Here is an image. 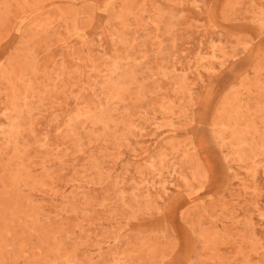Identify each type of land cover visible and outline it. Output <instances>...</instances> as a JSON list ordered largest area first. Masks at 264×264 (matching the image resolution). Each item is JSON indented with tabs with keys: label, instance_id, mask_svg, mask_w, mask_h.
Wrapping results in <instances>:
<instances>
[{
	"label": "rangeland",
	"instance_id": "374dc122",
	"mask_svg": "<svg viewBox=\"0 0 264 264\" xmlns=\"http://www.w3.org/2000/svg\"><path fill=\"white\" fill-rule=\"evenodd\" d=\"M0 264H264V0H0Z\"/></svg>",
	"mask_w": 264,
	"mask_h": 264
}]
</instances>
